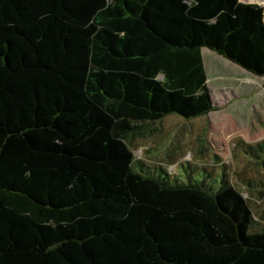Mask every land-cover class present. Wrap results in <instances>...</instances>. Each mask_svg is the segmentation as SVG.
Returning <instances> with one entry per match:
<instances>
[{
  "label": "trees",
  "instance_id": "1",
  "mask_svg": "<svg viewBox=\"0 0 264 264\" xmlns=\"http://www.w3.org/2000/svg\"><path fill=\"white\" fill-rule=\"evenodd\" d=\"M205 49L264 77V8L0 0V264H264V139H237L233 173L176 141L134 154L215 110Z\"/></svg>",
  "mask_w": 264,
  "mask_h": 264
},
{
  "label": "rangeland",
  "instance_id": "2",
  "mask_svg": "<svg viewBox=\"0 0 264 264\" xmlns=\"http://www.w3.org/2000/svg\"><path fill=\"white\" fill-rule=\"evenodd\" d=\"M242 1L257 3L264 8V0ZM203 54L207 85L215 110L192 119L178 114L168 115L159 126L160 132H144L134 141L136 158L148 162L161 161L160 157L164 156L165 151L170 147L175 149L172 142L176 141L190 150L185 155L190 163L202 160L203 165H215L210 156L216 154L224 163H230L233 173L238 169L237 164H247L244 159L237 163L234 156L237 139L241 138L247 143L264 139V77L251 74L209 49H205ZM165 130V136L154 143L156 138L164 135ZM200 150L206 154H199ZM200 155H203L202 159ZM166 167L171 175H175L179 164ZM180 170V179L185 180V167L181 166Z\"/></svg>",
  "mask_w": 264,
  "mask_h": 264
},
{
  "label": "crops",
  "instance_id": "3",
  "mask_svg": "<svg viewBox=\"0 0 264 264\" xmlns=\"http://www.w3.org/2000/svg\"><path fill=\"white\" fill-rule=\"evenodd\" d=\"M242 1V0H241Z\"/></svg>",
  "mask_w": 264,
  "mask_h": 264
}]
</instances>
